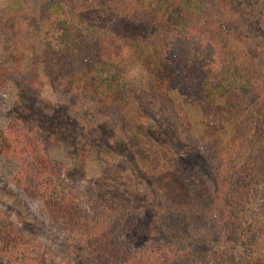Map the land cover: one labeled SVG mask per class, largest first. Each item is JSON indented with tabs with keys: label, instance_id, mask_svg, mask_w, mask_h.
Listing matches in <instances>:
<instances>
[{
	"label": "trees",
	"instance_id": "1",
	"mask_svg": "<svg viewBox=\"0 0 264 264\" xmlns=\"http://www.w3.org/2000/svg\"><path fill=\"white\" fill-rule=\"evenodd\" d=\"M22 2L24 11L13 24V45L19 56L12 70L0 64V95L21 81L30 84L29 89L37 86L36 80L22 78L28 74L23 70V55L29 50L33 62L50 73L53 83L62 71L77 97L92 99L102 118L116 122L119 133H124L117 141L139 152L159 155L162 151L173 160V182L164 188L170 206L163 212L167 232L146 213L121 218L103 204L90 213L87 209L98 198L95 187L84 194L72 179V169L49 154L52 145L64 142L55 139L57 133L62 135L55 125L63 105L47 104V110H54L50 117L37 110L44 118L41 125L17 118L0 128V155L15 160L13 182L40 204L49 223L67 241L79 244L89 264H264V209L258 213L256 202L252 221L244 224L236 215L246 211L243 194L251 183L254 194L262 185L258 201L261 206L264 201V36L259 33L264 30V0ZM97 14L111 23L109 30L97 26ZM151 18L160 22L165 36L147 26ZM139 30L142 35L131 42L116 35ZM133 59L147 68L151 90L129 78L127 68ZM173 91L211 105V116L225 114L234 135L200 147L188 134L185 112L170 97ZM218 97H224L223 105L216 103ZM75 98H70V109L77 108ZM147 101L156 102L161 114L171 116L174 124L168 129L178 131L180 142H192L187 156H175L149 141L147 137L152 139L156 132L141 108ZM69 153L74 165H79L77 158L82 157L76 146ZM206 160L219 166L222 178L217 177L215 185L226 193L227 202L223 201L229 212L213 196L216 181L207 179ZM224 166L235 172L242 168L243 173L225 174ZM183 207L188 212H182ZM9 225L10 230L2 226L0 232L8 239L11 255L18 254L17 242L24 234L12 222ZM187 233L188 238H183ZM215 241L217 246L207 245ZM11 258L15 264L18 257ZM40 263L25 258L19 264Z\"/></svg>",
	"mask_w": 264,
	"mask_h": 264
},
{
	"label": "rangeland",
	"instance_id": "2",
	"mask_svg": "<svg viewBox=\"0 0 264 264\" xmlns=\"http://www.w3.org/2000/svg\"><path fill=\"white\" fill-rule=\"evenodd\" d=\"M23 7L22 0H0V64L9 70L15 67L19 56V52L13 45V24L16 16L24 11ZM104 17V15L96 17L97 26L109 30L111 23H107ZM149 21H147V26L154 27L156 31L161 33L159 37L165 36L166 30L163 31L160 22H152L153 18ZM142 32L143 30H139L132 34H125L121 31L117 32L116 35L131 42L133 38L137 39L142 35ZM259 33H263L264 36L263 29ZM148 35L152 37L153 34L150 32ZM23 56L25 60L23 70L29 75L24 73L22 78L27 81L36 80L37 86L34 89H29L30 84L21 81L17 87H10L3 91L0 95V128H7L17 118L37 121L41 125L44 118L42 119L37 110L44 112L43 117L45 115L50 117L54 110H47V104L51 106L63 105L61 118L55 125V128L58 132L61 131L62 135L57 133L55 139L60 140L61 138L64 139V142L62 141L59 145H52L49 154L66 168L72 169V179L84 194L90 190L91 186L95 187L94 193L98 194L99 199L96 198L87 210L91 213L93 209L103 204L113 207L116 216L121 218L128 214L140 216L146 213L149 220L154 219L153 224H156V221L157 224L161 223L163 230L167 232L169 230L168 220L163 219V212L170 206L164 188L166 184L173 182L171 180V163L173 160L166 159L160 153L162 151L159 152V155L139 152L130 144L127 146L117 141L119 138L122 140L124 133L123 131L119 133L114 126L116 122L109 118H102L95 101L93 102L92 99L88 98L86 101H82L85 99L84 97H77V93L71 88L70 80L63 77L62 71L59 72L53 83L49 77L51 76L50 73L42 65H36L33 62L31 51L25 50ZM127 71L129 78L137 84L148 90L152 89L148 70L140 61L130 60ZM20 91L25 92L20 93ZM72 97L78 99V105L77 108L70 109V98ZM170 97L185 112L186 122L189 125H187L188 134L199 142L200 147L204 146L205 148L207 144L218 137L222 140H228L234 135V129L227 121L225 114L210 115L208 106L211 105L200 104L196 99L185 97L177 91L171 92ZM224 102V97L216 99V103L219 105H223ZM143 104L144 106L141 108L147 118H151L152 130L156 132L155 135H152V139L147 137L149 141L152 140L159 148L170 150L171 154L175 152V156H187L189 145L192 142H180L178 131L168 129L170 125L174 124L171 116L165 115V113L161 114L156 102L147 101ZM83 107L86 109L83 110ZM79 111L86 113L81 114ZM96 116L98 119H102L101 122H98ZM68 124H70L69 128ZM75 124L77 127L74 126ZM158 124H160V128ZM176 125L180 128L178 122ZM179 143L184 146L182 147ZM75 146L78 150L77 155L82 157V159L77 158V160H81L79 165H74L69 153V150ZM193 161L196 159L194 158ZM206 161H209L205 170V174H208L207 179L211 180L212 177V180L216 181L212 183L213 196L218 200L221 207L226 208L229 212V208L224 205L223 201H226V193L216 189L215 185L217 177L222 178V174L219 175L217 172L219 166L217 162L212 163V160ZM219 162L221 160H218ZM16 167L14 159L0 155V228L2 226L9 227L10 230L9 222H12L15 230L24 234V237L19 238V243L17 242L19 253L11 255L8 239L0 232V264H12L11 256L18 257L14 261L15 264L21 263V260L25 258H33L37 262H41L40 264H89L86 254L79 247V244L67 241L60 230L54 228L53 224L44 217L39 207L40 204L28 198L22 190L17 188L13 182ZM223 171L225 174L232 175L243 173L242 168L235 172L232 167L226 166H224ZM261 187L262 185H258V194H254V183H251L250 189L243 194V198L247 199L245 200L246 211L234 213L239 216L243 224L252 221L256 202L258 213L262 208L264 209V201L262 206L258 201L260 192H262ZM226 190L229 192L228 189ZM250 190L253 193L249 194ZM249 199L252 204L249 203ZM180 210L186 213L189 209L183 207ZM244 216L247 220L242 219ZM188 224L187 220V231L192 237L194 234L189 232L191 228ZM119 226L121 225L119 224ZM156 226L153 227L156 228ZM188 233L182 237L187 239ZM160 240L162 241V239ZM216 243V241L208 242L207 245L209 247L217 246Z\"/></svg>",
	"mask_w": 264,
	"mask_h": 264
}]
</instances>
